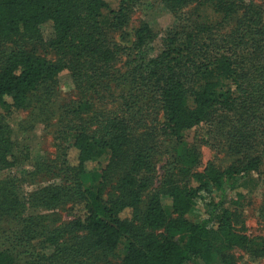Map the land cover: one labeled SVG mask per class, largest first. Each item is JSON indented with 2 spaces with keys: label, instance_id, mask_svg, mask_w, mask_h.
<instances>
[{
  "label": "trees",
  "instance_id": "obj_1",
  "mask_svg": "<svg viewBox=\"0 0 264 264\" xmlns=\"http://www.w3.org/2000/svg\"><path fill=\"white\" fill-rule=\"evenodd\" d=\"M197 1L167 0L172 12ZM133 2L118 0L112 9L105 0H0V44L9 46L0 65V109L5 113L24 109L30 94L65 69L83 78L96 65L113 62L119 50L107 42L104 32L115 34L125 28ZM240 7L229 0L198 4L180 15L177 29L155 56L148 48L156 34L143 24L135 30L127 55L130 84L163 114L156 130L173 143L172 164H197L194 144L186 147L187 153L178 152L186 146L187 133L207 125L216 128L224 142L229 166L208 165L191 173L194 187L163 182L160 191L147 197L154 152L143 139L147 131L114 119L102 135L96 130L91 135L75 132L61 155L60 169L73 174L71 180L64 176L63 186H47L22 199L16 177L0 180V264H97L123 245L121 264H190L205 257L232 264L230 252L235 249L264 257V239L251 240L239 233L228 210L236 203L237 178L258 171L264 152L260 11L249 4L219 40L221 46L204 40L207 33L217 35L213 32L220 22L234 20ZM46 26L52 30L49 39L42 33ZM20 41H44L67 59L48 61L19 47ZM97 72L92 77L101 75ZM130 105L134 103L127 109ZM134 136L140 145H132ZM11 147L0 124V172L16 164ZM104 151L110 153V161L102 167L96 152ZM40 166L35 171H45ZM82 178L97 186L83 188ZM108 186L112 191L105 194ZM163 193L170 198V215L162 206ZM59 205H71L72 220L63 228L47 231L41 217H24L27 210L51 211Z\"/></svg>",
  "mask_w": 264,
  "mask_h": 264
},
{
  "label": "rangeland",
  "instance_id": "obj_2",
  "mask_svg": "<svg viewBox=\"0 0 264 264\" xmlns=\"http://www.w3.org/2000/svg\"><path fill=\"white\" fill-rule=\"evenodd\" d=\"M105 1L112 9L118 6V0ZM205 1L208 0H198L186 5L180 11L172 12L171 3L167 0H134L125 28L115 34L104 32L107 42L115 44L119 50L113 62L108 66L96 65L93 70L87 71V76L83 78L65 69L56 79L39 86L30 94L24 109L11 113H5L0 109V124L7 130V137L16 158V164L12 169L0 172V180L11 176L16 177L21 184L19 195L22 199H26L28 195L47 186L58 184L63 186L64 176V180L67 177L68 180L73 179V174L63 172L59 166L62 152L71 141L72 134L85 132L91 135L96 130L97 135H102V130L114 119H123L125 124L135 123L137 127L148 132L146 135L149 134V137L145 135L143 138L145 144L154 148L152 182L145 194L147 197L160 191L163 188V182L169 180L191 187L196 186L190 174L201 172L208 165H213L217 169L228 167L231 158L225 152L224 142L218 137L216 128L210 129L207 125L187 133L184 138L186 146L181 147L178 152L181 156V152L187 153V146L192 147L194 144L198 150L195 153L197 164L188 165L181 161L172 164L176 157L173 152V143L161 137L156 130L163 122L162 112L154 101L146 100L135 91L128 79L130 71L127 65V55L135 30L143 24L151 28L156 34V39L148 48V52L150 56L159 55L167 37L177 29L180 15L193 11L198 4H203ZM229 1L240 4L238 14L234 20L220 22L213 32L217 34L216 36L210 37L208 33L205 34L204 40L207 44L209 40L215 46H221L219 40L228 34L240 14L246 12L249 4L260 11L261 22L264 26V0ZM42 33L44 39H49L52 36L50 26L44 27ZM5 45L0 44V65L4 59V53L9 49V46ZM11 45L15 47L14 44ZM18 46L31 50L51 62L67 59V57H61L59 52L47 46L44 41L43 44L20 41ZM65 65L67 67V62ZM96 70L101 75L92 77V73ZM131 102L134 105H130L127 109V104ZM214 119H218V116ZM251 128L252 126L248 125V130ZM138 134H140L139 131ZM132 145H140L136 136L133 137ZM96 153L102 167L109 163V152ZM123 156L126 157V152ZM261 157L262 161L258 171L245 178H237L236 184L239 190L233 200L236 203L228 205V210L233 214L234 227L251 240L264 239V152H261ZM37 165H41L40 168L42 170L45 168V171H35ZM82 183L85 189L97 186L89 185L86 178H82ZM110 191H112L110 186L106 187L105 194ZM229 197H233V193H228ZM160 198L163 209L170 215V198L164 193ZM215 201L217 202L218 198ZM70 207L71 205H59L51 211L44 212L30 209L24 217H41L44 229L50 231L69 224L72 220ZM198 207L202 210L200 206ZM68 244L73 245L72 242ZM123 246L112 256L100 260L97 264H121ZM67 248L70 247L67 246ZM230 255L232 264H264V257L250 255L242 249H235L230 252ZM190 264L222 263L217 257H205L192 260Z\"/></svg>",
  "mask_w": 264,
  "mask_h": 264
}]
</instances>
